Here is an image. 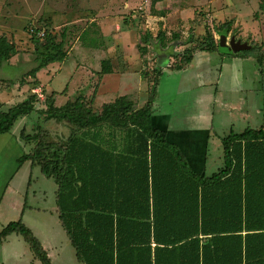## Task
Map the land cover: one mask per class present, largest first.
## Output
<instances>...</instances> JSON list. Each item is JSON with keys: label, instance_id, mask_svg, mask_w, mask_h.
I'll use <instances>...</instances> for the list:
<instances>
[{"label": "trees", "instance_id": "trees-1", "mask_svg": "<svg viewBox=\"0 0 264 264\" xmlns=\"http://www.w3.org/2000/svg\"><path fill=\"white\" fill-rule=\"evenodd\" d=\"M160 1L148 0L149 8L154 11ZM259 10L264 15V0ZM231 25L232 20L225 21L217 33L228 35ZM25 30L36 64L20 80L24 85L33 78L36 87L41 69L68 57L66 35L58 40L49 29L43 35L34 27ZM205 32L184 53L168 54L178 58L171 69L185 68L197 51L222 49L212 29L206 26ZM87 35L84 30V40ZM166 39L160 31L156 46L169 48ZM152 42V35L145 36L138 44L140 53L148 52ZM247 51L232 54L249 55ZM17 52L15 42L0 36V63ZM263 56H258L260 65ZM112 71L111 62L103 60L100 74ZM154 71L148 99L140 107L129 95L103 103L100 111L82 95L57 106V92L47 94L38 113L44 120H68L71 134L61 144L50 142L38 128L33 133L22 128L21 139L34 145L20 163L30 161L56 181L59 220L83 264H264V124L222 137L224 165L211 175L198 173L166 130L154 124L162 68ZM36 99L34 93L0 108V134L11 133L20 118L35 112ZM12 234L22 235L42 264H53L21 218L3 228L0 242Z\"/></svg>", "mask_w": 264, "mask_h": 264}, {"label": "rangeland", "instance_id": "rangeland-1", "mask_svg": "<svg viewBox=\"0 0 264 264\" xmlns=\"http://www.w3.org/2000/svg\"><path fill=\"white\" fill-rule=\"evenodd\" d=\"M128 1L132 2L130 7L125 5ZM257 1L260 3L261 0H210L209 2L206 0L203 3L205 5L194 2L187 3L186 8L189 9L188 12H185V17L187 19L195 17L198 26L196 25V27H191L190 29L189 27L188 29H178V27L184 24L185 19L180 18L178 21L180 23L178 24L172 19L160 22L148 21L149 16L153 15L155 12L149 8L148 0H0V36L5 35L9 41L15 42L18 50L8 62L0 63V82H2L4 87L8 88L13 95H16L17 92L21 90V87L26 85L22 95L20 96V94H18L19 98H14L12 105L25 100L31 94H34L32 89L40 87H35L33 85V78H27V82L24 85L21 84L20 80L23 75L36 64L34 60V45L30 39V34L25 30L26 26L39 29V35H42L46 29H49L58 40L62 39V34L64 33L66 35L65 48L68 52V57L63 62H55L52 66L40 70L38 75L45 86V88L42 87V91L40 90L43 93V97L41 98L37 95L35 103L37 110L31 115L26 116L24 118V123L22 119H19L15 123L12 131L20 133V128L23 127L24 124L26 130H28L27 133H33V130L38 128L37 131L41 134L45 132V137L50 142L65 144L72 130L70 122L68 120H59L55 118L44 120L45 117L41 113H38L40 110L39 108L43 107L47 94H49L48 92H57V106L63 105L68 99L74 100L79 95H82L87 99H93V109H95V111H100L102 105L98 104L100 100L96 101V94L93 90L100 89L96 82L99 83L100 80L103 81L107 79L108 74L109 77H111L108 79V84L111 82L115 84L114 80L117 78L112 73L100 74L101 62L103 59L107 58L112 60L115 57H119V55L120 57L123 55L124 58L126 57L131 61L130 67L134 73L123 82L119 80L120 83L118 84L121 85V88L119 87L120 89L118 88V92L115 94H131L136 100V105L141 104V99L139 100L140 95L142 96V100L148 99L149 86L152 85L156 76L154 70L159 67V64H166L168 58L171 62H176L178 58L169 56L168 54L171 52L184 53L185 48L181 45L183 41L188 42L189 38L194 39V42L196 40H201L205 37L206 26L210 27L215 38L219 39L221 33H217L218 25L215 23V20L212 19V16L207 17L206 15L209 7L203 10L207 5H210L214 11L216 9L228 8L225 9L226 14L224 10L218 14L216 19L217 22L220 20L224 22L225 20L231 19L232 14L227 16V13H232V10H234V13H239V15H241L240 22H243L241 24H246L247 28L245 30L249 34L244 38H240L243 42H248L251 46L247 53L254 58V62L251 61L249 63L258 67L259 63L257 64L258 61L256 60L261 54V43L264 45V30L262 28L260 30L256 28V22L258 26H261L264 21H262L261 18L259 19L260 13H257L259 11L255 10L254 2ZM179 2L180 1L175 0L170 7H164L168 4V1H166L158 5L161 8L158 10L164 11L166 12L165 15H168L172 10L176 9L178 4H180ZM181 5H183V3H181ZM132 8L135 9L132 11ZM84 30L87 31L88 34L85 40L83 39ZM160 31L165 33L167 38L166 43L170 47L165 48L162 45L155 47V44L152 42L148 46V52L145 54L140 53L138 44L142 42V39L144 41L145 36L150 34L153 36V41L157 40V36H154L158 35ZM189 32L190 34H188ZM241 32L242 29L240 25L235 28L233 34L238 38ZM174 34H179V39H175L173 37ZM257 36L259 41L255 40ZM121 41H130L126 48V55L122 54L124 52L123 47L119 46V42ZM89 43H91V45H89ZM171 45H173V47ZM119 47L120 49L118 50ZM115 48L116 52L114 50ZM220 50L226 55L235 52L231 49H227L226 51ZM200 52L206 53L203 57L208 56V51L201 50ZM82 66L85 69H82ZM208 66L211 67L210 71L213 77L215 75L218 77L220 76L219 89L222 90V88H225L224 91L226 95L229 93H234L235 96L243 95L244 97H249L252 102L250 104V107L253 109V114L250 116L251 118L248 120H246L247 118L241 119L239 121L232 118L233 122L237 123L234 127L235 130L232 131L242 132L248 127H260L262 123L261 115L259 121V115L258 117L256 116V108L257 103L260 105L264 103V92L262 91V85H260L258 81L259 76L255 78L253 74H251L252 78L247 79V73H253V69L250 72L246 66L243 67L242 73L244 78L241 81L242 83H237L236 89L232 90L235 86L229 85L232 84L235 77L231 75V72L235 70L234 68H236V66L239 70L241 64L235 65L233 62H230V60L228 61V59L224 61L213 55ZM85 71H87L88 74ZM143 72L145 73L144 76L142 75ZM148 74H150V77L148 80H145ZM166 74L173 79V83L179 82V77H174V72L171 73L166 71ZM82 75L83 77L81 78ZM171 78L167 79V83ZM147 81L149 83L148 87ZM172 82L171 86H173ZM113 83L112 85H114ZM66 87H68V89L63 93ZM125 91L130 92L124 94ZM132 91L135 93L132 94ZM172 105H175V101H172ZM38 126H41L44 131ZM223 127L227 128L225 125ZM223 127L218 126V124L215 125L213 136L209 144L205 172L207 175L213 174L224 165V154L221 143L222 138L219 139V135H217L223 131ZM224 131L226 135L231 132L229 130ZM23 142L25 141L23 140ZM23 172L24 171H22L19 176H22ZM22 180L24 186L26 182L28 183V181L31 180L33 187L38 190L36 191L37 198L33 199V189H30L29 203L42 209L40 211L37 209L29 211V209H27L25 221H29L28 223L32 225V230L47 250L52 263L83 264L77 259L76 250L62 227L56 212L53 211L54 207L57 205L54 191L58 188L56 181L53 178H48L43 175L39 166L34 167L33 172L28 171L26 176H22ZM26 189L27 187H24V190L22 189L23 195L19 198L20 201H24ZM26 225L29 226L28 224ZM7 239L8 241L4 243L3 246L0 242V248H2L0 252V264H42L34 255L30 244L22 235L12 234Z\"/></svg>", "mask_w": 264, "mask_h": 264}, {"label": "crops", "instance_id": "crops-1", "mask_svg": "<svg viewBox=\"0 0 264 264\" xmlns=\"http://www.w3.org/2000/svg\"><path fill=\"white\" fill-rule=\"evenodd\" d=\"M166 1H168V4L167 6L164 7H168V6L170 7L175 0H164L158 2L154 8L155 11V12L153 11L154 14L149 16L148 21L160 22L163 20L169 21L168 19H172L173 21H176V24H178L180 23L178 22L179 19L183 18L185 19L184 24L181 27H178V29L180 28L188 29V27L190 29L191 27H196V25L198 26V22L197 19H195V17L192 19H187L185 17V12H188L189 9L186 8L187 7L186 4L194 2V3H199L201 5H205L203 3L206 0H189V1L178 0L180 1L179 2L180 4H178L176 9L172 10L171 13H168V15H165L166 12L158 10L161 9L160 6L158 5ZM207 1L209 2L210 0ZM181 3H183V5H181ZM131 4H132L131 1L125 3V5L129 7ZM259 4H260L259 1L254 2L255 10L259 11L257 13H260L259 19L261 18V20L264 21V15L260 10H258ZM207 7H209V9H207ZM134 9L135 8H132V11ZM206 9L208 10V13L206 14L207 17L212 16V19L215 20V23L217 25H220L226 21L225 20L223 22V20H220L217 22L216 19L220 12L224 10L225 13L226 12L225 9L228 8L216 9L214 11V9L210 7V5H207L205 6V9L203 8V10ZM232 11H233L232 13H227V16L232 14L231 19H228V20H232L231 30L228 34V38L234 36L233 32L235 28L239 27L240 25L242 32L239 33L237 39H241L240 37L244 38L246 35L249 34L245 30L247 26L245 23L241 24L243 23L240 22L241 15H239V13H234V10ZM256 25L258 26L257 22ZM257 26L256 28H259V30L261 28L264 30V23L261 26L258 27ZM188 34H190V32ZM156 36L157 35H155L154 37ZM258 39L259 38L257 36L255 40L259 41ZM191 40L192 39L189 38L188 42L183 41V44L181 45L184 46L185 49L193 47L194 43ZM129 42L128 41L119 42L120 44L119 46L120 47L122 46L124 50L122 54L126 55L127 52L126 48L129 45L128 44ZM153 44H155L156 46L157 40H154ZM261 46L262 47L260 51L262 52V54H264L263 43H261ZM120 47L118 48V50L120 49ZM114 50L116 52V48ZM204 54L206 53L197 51L194 54L192 61L185 68L180 70H175L170 68L171 64L174 61L171 62L169 58L166 64H159V67L162 68V74L159 77V81H158L157 92L153 106V115H152L154 124L157 127L166 130L168 140L180 146L182 151L187 156L189 164L198 173L206 172L209 144L213 136L215 125L218 124V126L221 127L225 125V127H227V128L223 127V131H221V133L217 134L215 132L217 135H219L218 138L221 139L226 135V132L224 130H229V131L235 130L234 127L237 125V123H234L232 118H234L236 121L246 118H247L246 120H248L249 118H251L250 116L253 114V109L252 107H250V104L252 102L250 101L249 97H244L243 95L235 96L234 93L231 94L229 93L228 95H226L224 91L225 88H222V90L219 89L220 76L218 77L217 75H215L213 77L210 71L211 67L208 66V64L210 63V59L213 58V55L223 59L224 61L228 59V61L230 60V62H233L235 65L241 64V68H239V70L237 69L236 66V68H234L235 70H232L231 72V75L235 77V80L232 82L231 85H229V86H235L232 88V90L236 89L237 83H242L241 81L244 78L242 73V68L246 66V68L250 72L253 69V73H247L246 78L247 79L252 78L251 74H253V77L255 78L259 76L258 81L260 82L259 84L262 85V91L264 92V60L262 65L258 64L257 62L258 67H256V65L254 66L249 63L251 61L254 62V58L251 57L250 55H242L240 53H239L240 55L238 54L226 55L223 52H221L220 49L212 52L208 51L207 57H203ZM103 60H109L111 62V67L113 70L111 73L117 78L114 80L115 84L113 82L108 84L109 82L108 79L111 78L109 77L108 74L107 79L103 81L100 80L99 83L96 82V84H98L100 89L99 90L93 89V90L96 94V101L100 100V103L98 104L101 105L106 102H112L118 96L122 95L123 93H118L117 95L115 94L116 92H118L117 89L119 87L121 88V85H119L118 83H120V81L123 82L126 78L130 77L132 73H134L130 67L131 61L128 60V58L126 57L124 58L123 55L121 57L119 55V57L117 58L115 57L112 60H110V58ZM53 64L54 63L49 64L47 68L52 66ZM82 69L85 68L82 66ZM166 71H169L171 73L174 72L175 73L174 77H179V82L173 83L172 82L173 79L167 76ZM85 72L87 73V71ZM38 73H37V77L41 82L40 88L42 87L45 88ZM82 77L83 75L81 76V78ZM148 78H146L145 80H148ZM169 78H171V80L167 83V79ZM171 82L173 86H171ZM112 83L114 85H112ZM25 86L26 85L22 86L21 90L18 91L16 95H13L11 94L8 88H5L3 85H0V108L6 110L12 107L13 106L12 102L14 98H19L18 94H20V96L22 95ZM148 86L149 83L147 81V87ZM32 91H34V89H32ZM129 92L130 91H125L124 94L125 93L128 94ZM48 93L50 94L51 92ZM134 93L135 92L132 91V94ZM129 96L134 100V102H136L135 98H133L131 94H129ZM57 98H58V94H56V103H57ZM139 100L141 101L140 102L141 104H137V106L139 107L144 105L147 101V99L142 100L141 95ZM172 101H175V105H172ZM256 113H257L256 115L257 117L259 115L258 117L259 121L261 115L262 123L260 125H263L264 103L262 105L257 103ZM25 117L20 118L23 120V123ZM24 127L25 126L23 124V127H21L20 129ZM33 145L34 143L23 142V140L20 137V133H18L17 131L0 134V232L9 222L17 220L19 218H21L24 221V223L28 224L29 227L32 229L33 227L30 223H28L29 221H25V217L27 215V209H29V211H33L36 209L40 211L42 209L40 207H36L35 205L29 203L30 189H33V193H32L33 199L37 198L36 191L38 190L33 187L31 180H29L28 183L26 182L25 186L22 180V176L23 177L26 176L28 171L33 172L34 167H32L30 161H26L24 163H20L19 161V159L25 153H28L31 150ZM22 171H24L23 175L19 176ZM24 187H27L24 193L26 194V197L24 201H20L19 198L23 195L22 189L24 190ZM54 191H55V195H57V189ZM40 195H41V190H40ZM53 211H55L58 216L57 205L56 207H54ZM7 238L3 242H1L2 246L4 245V243L8 241ZM1 251L2 248H0V252Z\"/></svg>", "mask_w": 264, "mask_h": 264}, {"label": "water", "instance_id": "water-1", "mask_svg": "<svg viewBox=\"0 0 264 264\" xmlns=\"http://www.w3.org/2000/svg\"><path fill=\"white\" fill-rule=\"evenodd\" d=\"M220 46L222 49L227 50L231 49L235 52H240L243 50L250 49V44L248 42H243L241 39H237L235 36H231L228 38L227 34L219 35Z\"/></svg>", "mask_w": 264, "mask_h": 264}, {"label": "built area", "instance_id": "built-area-1", "mask_svg": "<svg viewBox=\"0 0 264 264\" xmlns=\"http://www.w3.org/2000/svg\"><path fill=\"white\" fill-rule=\"evenodd\" d=\"M42 35H43V33H42ZM40 90L42 91V88H40V87L39 88H35L34 89V93H36L39 97L42 98L43 97V93Z\"/></svg>", "mask_w": 264, "mask_h": 264}]
</instances>
